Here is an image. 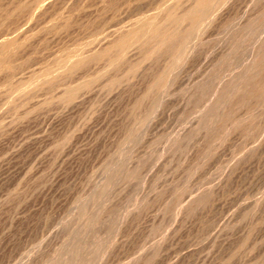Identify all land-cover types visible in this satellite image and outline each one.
<instances>
[{
    "label": "rangeland",
    "instance_id": "obj_1",
    "mask_svg": "<svg viewBox=\"0 0 264 264\" xmlns=\"http://www.w3.org/2000/svg\"><path fill=\"white\" fill-rule=\"evenodd\" d=\"M0 264H264V0H0Z\"/></svg>",
    "mask_w": 264,
    "mask_h": 264
},
{
    "label": "bare ground",
    "instance_id": "obj_2",
    "mask_svg": "<svg viewBox=\"0 0 264 264\" xmlns=\"http://www.w3.org/2000/svg\"><path fill=\"white\" fill-rule=\"evenodd\" d=\"M170 8V7H169ZM204 11V10H203ZM160 18V17H159ZM175 19V18H174ZM172 21V20H171ZM200 23V22H199ZM166 25V24H165ZM123 29V28H122ZM151 36V35H150ZM181 37V36H180ZM149 39V38H148ZM165 39V38H164Z\"/></svg>",
    "mask_w": 264,
    "mask_h": 264
}]
</instances>
